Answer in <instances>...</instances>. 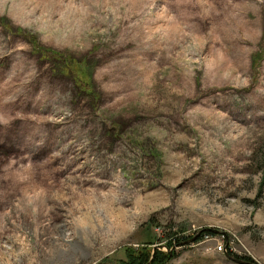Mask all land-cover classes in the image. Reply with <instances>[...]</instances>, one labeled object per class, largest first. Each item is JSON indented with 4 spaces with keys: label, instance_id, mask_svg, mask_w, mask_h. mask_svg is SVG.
I'll return each instance as SVG.
<instances>
[{
    "label": "rangeland",
    "instance_id": "obj_1",
    "mask_svg": "<svg viewBox=\"0 0 264 264\" xmlns=\"http://www.w3.org/2000/svg\"><path fill=\"white\" fill-rule=\"evenodd\" d=\"M144 252L264 264V0H0V264Z\"/></svg>",
    "mask_w": 264,
    "mask_h": 264
},
{
    "label": "trees",
    "instance_id": "obj_2",
    "mask_svg": "<svg viewBox=\"0 0 264 264\" xmlns=\"http://www.w3.org/2000/svg\"><path fill=\"white\" fill-rule=\"evenodd\" d=\"M214 233L215 232H212V231H206L204 234H202L201 237L205 236L206 234H214ZM174 239L178 241V243H182L185 241V240H182V241L179 240L178 236H176ZM130 259L131 260H129L127 264H163L167 260V255L163 253H159L157 257L155 256V258L151 260V255H149L148 252H144L141 255L137 257H131Z\"/></svg>",
    "mask_w": 264,
    "mask_h": 264
},
{
    "label": "water",
    "instance_id": "obj_3",
    "mask_svg": "<svg viewBox=\"0 0 264 264\" xmlns=\"http://www.w3.org/2000/svg\"><path fill=\"white\" fill-rule=\"evenodd\" d=\"M237 261H239V262H241V263H243V264H254V263H252V262H250V261L241 260V259H237Z\"/></svg>",
    "mask_w": 264,
    "mask_h": 264
}]
</instances>
